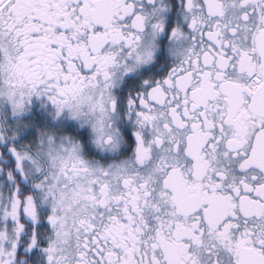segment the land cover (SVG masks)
Listing matches in <instances>:
<instances>
[{
  "label": "snow or ice",
  "instance_id": "obj_1",
  "mask_svg": "<svg viewBox=\"0 0 264 264\" xmlns=\"http://www.w3.org/2000/svg\"><path fill=\"white\" fill-rule=\"evenodd\" d=\"M0 264H264V0H0Z\"/></svg>",
  "mask_w": 264,
  "mask_h": 264
}]
</instances>
